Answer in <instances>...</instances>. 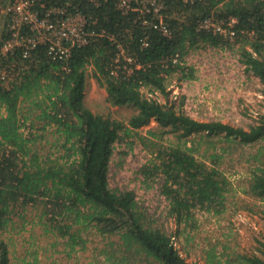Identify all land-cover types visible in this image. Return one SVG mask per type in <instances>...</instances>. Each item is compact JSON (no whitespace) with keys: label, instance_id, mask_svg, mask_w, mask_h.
I'll use <instances>...</instances> for the list:
<instances>
[{"label":"trees","instance_id":"16d2710c","mask_svg":"<svg viewBox=\"0 0 264 264\" xmlns=\"http://www.w3.org/2000/svg\"><path fill=\"white\" fill-rule=\"evenodd\" d=\"M164 2L170 37L144 26L139 13L123 14L116 0H45L48 6L84 14L89 27L101 35L68 56L50 54L46 45L29 56L18 48L0 54V230L15 226V217L27 221L23 213L29 206H42L41 216L56 223L52 246L61 244L70 253L79 245L86 247L82 232L93 228L110 241L111 249L104 250L108 264H200L181 254L174 234L161 221L163 215L142 206L135 187L113 184L112 159L117 144L124 146L119 152L123 159L138 142L150 148L156 155L136 169L132 181L145 190L157 188L169 200L165 217H174L178 224L194 219L195 208L225 211L232 187L217 163L228 151L264 141V116L248 127L202 121L147 97L145 90L168 98L170 78L179 73L189 80L195 71L174 64L171 57L179 53L185 61L191 50L212 47L239 55L246 73L263 83L264 95V0ZM210 17L237 18L236 38L198 27ZM121 47L132 62L119 56ZM90 75L105 88L106 101L125 108L126 114L116 117L88 106ZM152 120L156 128L147 135L138 132ZM48 129L54 134L53 148L45 152L41 143ZM168 134L176 144H160ZM251 156L255 164L243 191L264 200V144ZM243 207L264 214L255 202ZM262 246L258 254L220 257L213 248L205 262L264 264V242ZM18 260L12 257L10 243L0 238V264H56L44 262L38 251Z\"/></svg>","mask_w":264,"mask_h":264},{"label":"rangeland","instance_id":"374dc122","mask_svg":"<svg viewBox=\"0 0 264 264\" xmlns=\"http://www.w3.org/2000/svg\"><path fill=\"white\" fill-rule=\"evenodd\" d=\"M204 50L192 51V55L189 53L187 57L189 64H195L192 79L183 80L180 74L176 73L169 81L168 98L159 92L152 93L145 90L146 96L159 99L162 103L173 104L177 109L188 112L189 115L202 121L216 119L244 127L257 122L264 116V98L261 97L260 91L263 83L259 77L247 74L244 65L239 61V55H234L229 50L224 48L221 51ZM106 96L105 88L90 75L86 89L88 106L95 112L111 111L116 117L126 114L125 108L111 106L106 101ZM23 109L26 111V106ZM157 125V122L152 120L138 132L147 135V130L156 128ZM51 131L52 129H48L44 132L46 139L42 141L41 148L45 152L52 147L54 134ZM159 142L164 146H170L177 141L168 134ZM262 144L264 141L254 146L244 145L224 154L217 166L227 176L232 187L225 211L216 214L213 211L195 208L194 219L187 223L178 224L174 217H165V208L169 200L161 195L157 188L145 190L138 182L132 181L136 177V169L156 155L140 142L135 144L125 159L119 157V152L124 146L117 144L116 155L112 159V175H115L113 184L135 187L142 206L151 214L163 215L161 221L174 234L175 246L189 262L206 264L208 252L213 248L219 257L224 253L235 252L258 254V248H262L264 242V214L253 213L243 206L247 202H255L264 208V200L253 199L245 194L243 181L249 176L255 164L252 153H256L257 148ZM205 146L201 148L202 152ZM51 150L56 151V148ZM196 156L200 158L198 154ZM208 164L211 165L209 162ZM42 211H44L42 206H29L23 213L27 221L15 217V226L6 231L0 230V238L10 243L12 257L18 263V259L28 256L29 252L38 251L44 262L108 264L105 261L104 250L111 249L110 241L93 228L82 232L83 237L87 239L84 248L79 245L70 253L69 248L61 244L52 246L56 239V223L48 220L47 216L42 217ZM178 230L181 233L178 234Z\"/></svg>","mask_w":264,"mask_h":264},{"label":"built area","instance_id":"2783aa9c","mask_svg":"<svg viewBox=\"0 0 264 264\" xmlns=\"http://www.w3.org/2000/svg\"><path fill=\"white\" fill-rule=\"evenodd\" d=\"M92 1L99 4L102 0ZM182 1L193 4L199 0ZM116 4L123 14L139 13L141 23L147 28L167 37L172 35V28L166 19L164 0H116ZM236 23L235 17L224 21L210 17L202 20L198 27L234 40L237 34ZM89 26V20L84 14L69 12L59 6H48L45 0H0V54H7L18 48L23 51L24 56H29L38 46L46 45L50 54L68 56L73 48L84 46L95 36L101 35ZM143 43L147 45V40L144 39ZM199 49L223 50L201 47L191 50L190 54ZM120 55L128 62L133 61L122 47ZM187 57L183 61L179 53H176L171 60L174 64L195 68V64L188 63ZM168 90L170 91L169 86ZM261 97L264 98L262 93Z\"/></svg>","mask_w":264,"mask_h":264}]
</instances>
